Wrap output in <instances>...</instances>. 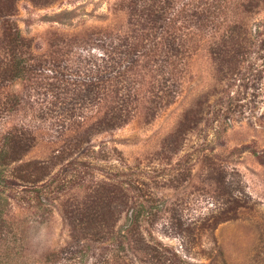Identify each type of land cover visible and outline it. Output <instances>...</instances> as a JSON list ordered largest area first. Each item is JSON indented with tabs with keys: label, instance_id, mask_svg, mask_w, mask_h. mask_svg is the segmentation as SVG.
Segmentation results:
<instances>
[{
	"label": "rangeland",
	"instance_id": "1",
	"mask_svg": "<svg viewBox=\"0 0 264 264\" xmlns=\"http://www.w3.org/2000/svg\"><path fill=\"white\" fill-rule=\"evenodd\" d=\"M153 1L163 28L136 29ZM248 1L9 5L26 68L0 79V264H264V2ZM171 33L184 55L164 54ZM99 198L113 229L75 243L70 208Z\"/></svg>",
	"mask_w": 264,
	"mask_h": 264
},
{
	"label": "trees",
	"instance_id": "2",
	"mask_svg": "<svg viewBox=\"0 0 264 264\" xmlns=\"http://www.w3.org/2000/svg\"><path fill=\"white\" fill-rule=\"evenodd\" d=\"M15 1L16 0H0V17H3L4 22H5V28H4L3 34H2L3 40L1 41L2 42L1 45L10 44V52L16 58H19L18 51L16 49V43L18 42V36L16 33L17 30H15V28L10 24V20L8 19V15L10 13L9 5L11 6ZM261 2H264V0H249L248 5L251 6V9L254 10L256 4H260ZM133 12H134V10H133ZM166 12H167V10L164 8V6H157V2L153 1L147 5V10L142 11V13L145 15V18H144V15H142V14H139L140 16L136 17V20L138 21L139 25H137L135 23H133V24L136 25V29H138V30H139V28L142 30L147 29V28L149 29L150 26L157 24V23H160V25H159V26H161L160 28H163L162 21H165L168 17ZM134 15L135 14L133 13V16ZM141 17H143V18L141 19ZM131 22H134V20H131ZM163 32L164 31L162 30L161 35H165V34H163ZM230 37L231 36L224 38L223 42L221 44H219L218 46L222 45V47H223V52H221V54H220L222 56L220 58L221 59H222V57L225 58L224 61L226 62V64L228 66L231 67V64H232L231 61L233 59L231 57L227 56L229 54L228 53V51H229L228 45L231 42ZM136 40L137 41H135V42L134 41L130 42V45L126 41H125L126 44L123 43V44L119 45V52H120L119 56L118 57L115 56V58H114V56H111V60H114L113 63H111V70L115 69V66H113L114 64L118 63L119 66H121L122 62L125 60L124 56L125 55L129 56V57L131 56V54H132L131 50H133L136 53V56L139 57L141 55L142 50L140 51L137 49L139 48L140 45H142L143 41L140 40L139 38H137ZM161 42H163V48L167 49V51H168V52L164 53L165 55H168V54H172V56L184 55L183 53L185 50V48H184L185 44H180V45L178 44L179 42L177 41L176 34L174 35L171 33L170 35L165 36L164 41H161ZM152 44L155 47V42ZM144 46H145V44L143 45V47ZM117 49H118V47H116L115 50L117 51ZM236 50L240 51L237 47H236ZM185 52H186V50H185ZM142 53H144V52L142 51ZM237 54H238V52H237ZM20 60L21 59L19 58V61H17V64H15V66H13V67H12L13 64H10V62L7 64H5L4 62H3V64L0 63V79L7 80L8 78H11L14 71L25 70V68H26V67H24L25 66V60H21V61ZM1 61L2 60L0 59V62ZM131 61H133V60H131ZM127 62H128V60H127ZM157 62H164V61L158 60ZM126 63H124V64L126 65ZM10 65H11V67H10ZM34 67L35 66H33L32 67L33 69L32 68L31 69L36 71L37 69ZM120 72L121 71L118 70L117 74H120ZM124 73H126L125 70H124ZM89 76L90 77H89V80H87V82L89 85L92 86L94 83L93 82L94 80H96L98 78H99V80L100 79L103 80V78L109 79L110 74L108 72H106V74L104 76L100 72H97V74L96 73L94 74V72H92ZM166 83L167 82H165L164 85ZM128 96H129V92H128ZM161 98L162 99L165 98V103H166L165 95H162ZM156 102H158V101H156ZM108 113L109 112H107L106 114H108ZM108 116L109 115H106V118H102L101 121L97 124L99 126H101L103 123H106L108 126H109V124H112L113 119L107 121ZM104 121H106V122H104ZM186 129L183 128L182 132L185 133L187 131ZM172 140L174 141L173 146H175V147L178 145H181V143H183L182 140H179L178 138H172ZM167 141H169V140H167ZM18 153H19V151H14V152H11L10 154H7V156H8V158H11V159H18L17 157L20 156V154L17 156ZM20 153H22V152H20ZM33 168L35 169L36 173L41 170V168L39 166H36V165ZM35 171H32L31 174H29L27 176H24L21 173L18 174V176L21 179L25 178V179L29 180L32 177V175L35 173ZM36 173H35V175H36ZM37 179L39 180V177ZM31 181H33V180H31ZM121 182H120V186H122ZM116 185L119 186L118 184H116ZM105 189H106V187H105ZM228 192L229 191H227L225 193H228ZM125 194L128 197V194L125 192L122 194V195H124V198H122V196H120V195L116 196V197H117V199L118 198L119 199H125ZM217 197L219 198L218 195H217ZM121 201H123V200H121ZM107 206H109V208H111L110 204H108ZM109 208H105L104 200L103 199L101 200V198H99L98 200L97 199L92 200L91 202L90 201L86 202L84 204L82 203L81 205L79 203H76L75 206L70 208V214L67 215V219H68V222L70 223V225H72L73 231L77 233V235L73 236L75 243L80 244L84 241H87V242L88 241H99V239L102 237V234H103L102 232L104 231V228H107V229H105V233L107 231L109 232L110 230L113 229V226L116 223L115 221H117L118 218H117V214L115 213V209L109 210ZM84 221H86L87 224ZM174 256H178V255L176 253H174ZM166 257H169V256H166Z\"/></svg>",
	"mask_w": 264,
	"mask_h": 264
}]
</instances>
